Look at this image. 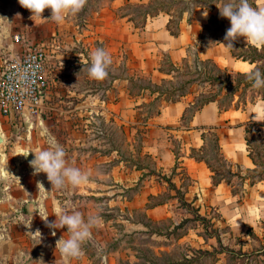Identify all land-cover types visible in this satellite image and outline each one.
I'll return each mask as SVG.
<instances>
[{"label": "rangeland", "instance_id": "1", "mask_svg": "<svg viewBox=\"0 0 264 264\" xmlns=\"http://www.w3.org/2000/svg\"><path fill=\"white\" fill-rule=\"evenodd\" d=\"M252 1L249 0L250 3ZM105 2L87 0L78 14L68 15L62 23H56L51 19L34 22L30 19V11L21 7L18 0H0V72L4 60L14 58L11 53L18 50L17 53L22 55L28 46L37 44L46 50L52 80L48 107L41 108L47 109L42 119L0 118V135L3 137L0 142V185L5 186L7 196L6 205L0 206V264H164L169 259L178 260L184 254H191L190 247L212 249L217 246L216 238L205 237L203 224L188 214V210L181 211L187 215L175 213L165 220L153 222L143 214L142 209L130 211L127 208V201L141 189L143 179L134 180L137 174L131 162L121 164L119 160L135 159L132 155L135 149L138 150L136 142L134 145L126 142V136L114 118L107 120L101 114L89 112L99 109L96 106L101 105L100 100L107 98L105 89H114L115 76L134 75L127 72L122 63L117 64V59L112 58L113 53L105 79L95 80L88 76L89 53L96 48H104L103 40L92 27L95 26L93 15ZM225 2L209 1L218 7ZM134 9L140 10L138 7ZM50 15V10L43 13L44 18ZM215 26L212 23L213 29ZM165 69L171 74L169 78L158 86L149 84L152 91H159L151 108L185 93L193 94L192 107H195L217 91L227 92V89L218 90L221 84L214 77L218 75L223 79L224 72L212 63L191 57L181 65L170 64ZM127 85L132 91L141 93V87L148 84L146 80L137 78ZM259 90L248 88L246 99H250L252 94L257 97ZM115 94L111 91L112 99ZM224 102L229 101L226 99ZM151 108L145 111H152ZM247 127L250 128L248 137L256 149L255 155L264 160L256 126ZM50 137L63 146L68 166L89 173L88 184L74 187L66 183L64 187L52 190L53 186L47 181V189H38L40 175L33 174L31 166L20 153L23 150L47 149ZM212 139L210 135L208 153L216 159L215 165H222L221 172L226 173L227 166L215 158L217 153ZM109 171V176H105ZM238 185L241 182L237 186L235 184L237 190ZM162 197L166 198L167 193ZM25 200L32 201L29 212L24 209ZM41 206L49 216L48 223L56 221L54 214L57 206L68 213L79 211L85 220L89 215L100 217L99 224L91 229V238L82 245L81 257L65 258L56 249L55 236L67 239V228H50L39 216L43 215ZM208 215L206 217L213 219L211 221L225 245L238 249L244 242L245 249L251 250L260 247L259 240L264 242V221L253 226L258 240L248 235L247 226L233 225V218H225L224 222L213 209ZM185 218L191 220L176 227ZM27 224H31V228L26 227ZM37 230L41 236L30 233ZM222 257L219 264L263 263L262 258L256 256L246 259L223 254ZM213 262L212 257L204 260L205 264Z\"/></svg>", "mask_w": 264, "mask_h": 264}, {"label": "crops", "instance_id": "2", "mask_svg": "<svg viewBox=\"0 0 264 264\" xmlns=\"http://www.w3.org/2000/svg\"><path fill=\"white\" fill-rule=\"evenodd\" d=\"M105 1L93 15L95 26L92 28L96 29L110 56L115 54L112 58L117 59V64L122 63L126 71L134 75L115 76L114 89H105L107 98L100 100L101 105L96 106L99 109L89 112L101 114L107 120L114 118L124 132L126 142L130 141L132 145L136 142L138 150L135 149L132 155L135 159L119 160L121 164L131 162L137 174L134 180L143 179L141 189L127 201L128 210L142 209L143 214L154 222L165 220L175 213L187 215L181 213L188 210L184 204L187 203L200 215L209 216V210L213 209L219 213L222 221L231 217L236 227L250 226L255 231L253 226L264 221V180L251 184L248 177L242 179L238 174L228 173V170L244 175L248 169L256 167L249 154L246 127L249 123L259 124V135L264 141V98L258 97L252 102L241 104L236 103L235 97L230 104L227 102L222 105L214 100L195 108L192 107L193 94L185 93L151 108L159 91H152L149 84L158 86L171 76L165 69L167 65L178 66L193 57L228 72L248 73L255 67V63L235 57L231 47L225 46L224 36L230 21L219 30L213 29L211 23L206 28L211 15L217 14V5L213 10L202 6L189 9L177 4L183 2H176L154 11L158 5L156 0ZM157 1L161 3L164 0ZM258 6H264V0H255V7ZM147 9L152 12L149 13ZM203 13H207V16ZM169 25L177 34L171 32ZM213 32L221 38L217 43H213ZM234 42L250 45L243 37ZM17 52L11 55L19 57L20 53ZM46 74L49 85L43 96L42 108L48 107L52 85L48 58ZM137 78L146 80L148 84L141 87V93L132 91L127 85ZM111 91L116 93L113 99ZM150 108L153 110L145 111ZM46 112L47 109H41L40 119ZM211 134L217 138L219 151L226 161V173L221 172L222 165H215L216 159L208 153ZM24 151L31 150L20 153L29 164L30 160L24 158ZM206 158L222 177L219 183H213V171ZM111 171L105 176H109ZM39 175V183L47 189V175ZM239 182L241 185H238L237 190ZM2 185L0 206H5L7 196ZM165 193L167 197L163 198ZM149 203L153 205L148 207ZM31 204L32 201L25 200V211L29 212ZM58 239V235L55 236V242ZM222 256L223 253L218 254L219 258L213 264H219Z\"/></svg>", "mask_w": 264, "mask_h": 264}, {"label": "clouds", "instance_id": "3", "mask_svg": "<svg viewBox=\"0 0 264 264\" xmlns=\"http://www.w3.org/2000/svg\"><path fill=\"white\" fill-rule=\"evenodd\" d=\"M21 7L30 11V19H51L56 23H62L68 15L78 14L86 5L87 0H18ZM219 8L221 18L230 21V27L226 30L224 41L226 47H233V42L238 38H245L247 44L256 47L264 46V6L254 7L249 0H226ZM45 10H50L49 18H44ZM206 17L207 13H203ZM203 55V54H202ZM90 65L88 76L91 79L103 80L108 75V68L112 64L110 54L104 48H96L89 53ZM78 75V74H77ZM248 79L252 82L253 89L264 88V72L259 69L251 70ZM49 147L34 153V158L29 161L33 174L45 173L51 183L52 190L60 189L66 183L74 187L88 184L89 173L82 172L79 168L68 166L65 160V151L55 138L48 139ZM38 189L44 188L42 183L37 184ZM39 216L48 223L46 210L41 206ZM56 221L48 223L50 228H67L68 238L62 236L56 241V249L65 258H79L83 255L82 245L91 238V229L100 222L99 216L89 215L85 220L82 213L73 211L68 213L57 206L55 210ZM31 228V224L25 225ZM33 235L40 234L39 230ZM55 235V231L52 233Z\"/></svg>", "mask_w": 264, "mask_h": 264}, {"label": "trees", "instance_id": "4", "mask_svg": "<svg viewBox=\"0 0 264 264\" xmlns=\"http://www.w3.org/2000/svg\"><path fill=\"white\" fill-rule=\"evenodd\" d=\"M210 0H170V1H162L161 3H159L157 0L155 1L156 3H158V5L156 7H154V11H157V9L159 7H163L164 5H170L176 2H183V4L185 5V7L187 8H194L195 6H202V7H206V8H210L211 10H213L215 8V5H211L209 3ZM191 4V5H190ZM251 4L255 7V0H253L251 2ZM147 11L150 13L152 12L151 10ZM229 20L226 18H221L220 13H219V9L217 11V14L215 15H211L210 19H209V25H207L206 28L210 27V23H215V29L219 30L222 29L223 26L228 22ZM169 29L171 30V32L173 34H177V31L172 29L171 25H169ZM212 39H213V43H217L221 40V38L219 37V35L216 32L211 33ZM231 51L233 53V55L239 59L242 60H247L250 63H255V67L252 69H259L261 72H264V46L261 47H256L252 44L244 46L238 43H233V47H231ZM219 70H222L220 68H218ZM224 72V78L221 79V77H219L218 75H216L214 77V80L216 82H220L221 84V88H219L218 90L220 91V89H227L226 93H222L223 91L221 90V92L214 93L213 95H210L209 97H206L205 99L201 100L196 106L195 108H199L201 107L203 104L209 102V101H214L217 100L219 102V104H223L225 103L224 101L226 99H228V103L230 104L232 102V100H234L235 97H237V102L236 103H241V104H245L247 103V101L252 102L253 100H255L256 98H264V88H262L261 90H259L257 92L258 96L255 97L253 94L251 95L252 97L250 99H246V90L251 86V81L248 79V73H241V72H228L227 70H222ZM256 94V95H257ZM239 97L241 99H239ZM174 100V99H172ZM249 125L252 126H256V133L257 136L260 138L261 140V145H262V149H263V153L262 156L264 158V141L261 139L260 135H259V124L257 123H249ZM250 128L246 127V131H247V146L249 149V154L252 156L256 167L253 169H248L246 174H240V173H232L231 170H228V173L234 175V174H238V176L242 179L245 178H249L250 179V183L254 184L256 181L258 180H264V160H262L260 157H257L255 155L256 153V149L253 147V143L250 140V138L248 137V132H249ZM212 135V134H211ZM213 144L212 146H215V150H216V157L215 158H219L225 165H226V161L223 158L221 152L219 151V146H218V141L217 138L213 135ZM209 167L211 168V170L213 171V175H212V179H213V183H219L222 179V177H220L217 172L216 169L214 168V166L212 165V163L210 162V160L208 158H206ZM159 202V201H158ZM187 206L188 211L190 212L191 215H193V218L195 220H199L201 221V223L203 224V227L206 231L205 233V237L207 238H212L215 237L216 241H217V246L212 247V249L209 248H202V247H190L191 250V254H184V256L181 259H169L167 260L164 264H205L204 260L208 257H212L214 258V262L219 258L218 254H225V255H232V256H236V257H245L246 259H249L251 257H261L263 260L264 264V242L260 241L257 237V235L255 234V232L252 230V228L249 226L247 229V233L249 234V236L251 238L257 237V239L260 242V247L259 248H252L251 250H247L245 249L244 246V242H242L239 246L238 249H235L234 247L230 246V245H225L222 242V239L220 237V232L219 230L214 227L211 218H208L206 216L200 215L198 213V211L191 207L189 204L184 203ZM153 204H147V206H152ZM191 220L189 218H185L183 222H181L180 224L176 225V227H181L185 221ZM206 238V239H207ZM241 240V239H240ZM242 241V240H241ZM213 262V263H214ZM213 263H208V264H213ZM207 264V263H206ZM248 264V263H247Z\"/></svg>", "mask_w": 264, "mask_h": 264}, {"label": "built area", "instance_id": "5", "mask_svg": "<svg viewBox=\"0 0 264 264\" xmlns=\"http://www.w3.org/2000/svg\"><path fill=\"white\" fill-rule=\"evenodd\" d=\"M46 59L44 46L36 44L28 46L21 56L4 60L0 72V118H39L49 85Z\"/></svg>", "mask_w": 264, "mask_h": 264}, {"label": "water", "instance_id": "6", "mask_svg": "<svg viewBox=\"0 0 264 264\" xmlns=\"http://www.w3.org/2000/svg\"><path fill=\"white\" fill-rule=\"evenodd\" d=\"M3 141V137L0 135V142ZM29 151H24L23 152V155L27 154ZM25 157V156H24ZM33 154L32 153H29V155L27 157H25L27 160H32L33 159ZM1 195H2V187L0 185V199H1Z\"/></svg>", "mask_w": 264, "mask_h": 264}]
</instances>
